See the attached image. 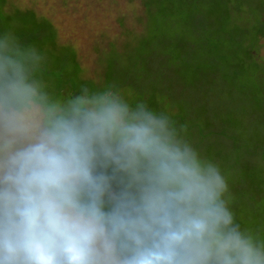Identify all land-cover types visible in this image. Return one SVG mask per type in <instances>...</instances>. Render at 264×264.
<instances>
[{
  "label": "clouds",
  "instance_id": "9594fccd",
  "mask_svg": "<svg viewBox=\"0 0 264 264\" xmlns=\"http://www.w3.org/2000/svg\"><path fill=\"white\" fill-rule=\"evenodd\" d=\"M0 38V264H264L220 167L114 86L50 103Z\"/></svg>",
  "mask_w": 264,
  "mask_h": 264
},
{
  "label": "rangeland",
  "instance_id": "374dc122",
  "mask_svg": "<svg viewBox=\"0 0 264 264\" xmlns=\"http://www.w3.org/2000/svg\"><path fill=\"white\" fill-rule=\"evenodd\" d=\"M208 2L214 18L221 20H199L198 26L204 21L215 24L218 32L211 41L222 59L218 69L243 68L233 70L236 80L221 82L216 71L214 85L208 82L202 47L192 52L194 64L189 59L197 38L187 41L189 36L176 31L175 41L166 40L175 31L170 22L161 36L153 30L155 39L144 45L141 0H0V38L9 33L18 48L31 38L54 34L57 44L77 57L87 88L114 86L129 103L143 102L169 114L180 135L220 167L229 188L226 199L241 231L264 243V0ZM29 10L37 15L33 19L45 22L29 25ZM161 38L165 40L158 50L153 42ZM175 54L188 55L177 66ZM50 63L49 68L56 66Z\"/></svg>",
  "mask_w": 264,
  "mask_h": 264
},
{
  "label": "trees",
  "instance_id": "16d2710c",
  "mask_svg": "<svg viewBox=\"0 0 264 264\" xmlns=\"http://www.w3.org/2000/svg\"><path fill=\"white\" fill-rule=\"evenodd\" d=\"M141 1L145 8L144 14H146L143 21L145 31L140 37V40L144 41V45L149 42L150 39H155V36L152 34L153 30L161 36L164 34V25L170 22L175 31L168 33L167 35L169 36H167L166 40L170 39L175 41L177 39L176 31L185 37L189 36L187 41H191V38H197L195 45L189 51V59L193 62L195 59V55L192 53L193 50L197 47H202L201 59L206 60L204 64H206L205 66L207 68L203 70L205 71V76L206 73L208 74V82L214 85V80H216L214 77L217 75V73L215 74L216 71L220 76H222V78L219 79L221 82H225V80L228 79L231 80L232 78L236 80L237 77L234 76L237 75V71H234V76H232L233 70H242L243 68L233 70L226 69L224 71L222 68L218 69V64H220L222 59L215 43L211 41V37L218 32L215 24H210V22L204 21L201 26H198L199 20H221V17L218 19L214 18L215 13L210 9L209 0ZM218 11L221 12L220 7L218 8ZM222 12L224 14H228L229 17H233L232 15H234V12L232 14L228 11L225 12L224 7L222 8ZM35 16L37 15L33 10H29V12L27 11L28 19L32 17L31 20L29 19V25L36 23L42 24V22H45L46 20L45 18L44 20L36 21L33 19ZM178 25H180L179 29H177ZM263 25L264 23L261 27H263ZM52 35L53 36L50 39H44L43 35H41L42 38L38 41L31 38L27 40L28 43L23 42L24 44L19 45L18 48L21 51L27 52L32 47H35L36 56L40 57V59L30 58L28 61L29 78L38 87H40L44 94L47 95L50 103H55L59 99L60 102H64L76 95H81L82 93L80 89L87 86L84 85V82L87 80L82 76L81 66L75 54H72L69 51L71 55H68L67 50H63L64 45L57 44L54 34ZM164 40L165 38L163 40L161 38L157 40L159 43L157 41L153 42L155 44L153 47L159 50L161 48L160 45ZM150 42L152 43V41ZM223 44L225 43H221V45ZM72 52L75 53V51ZM187 55L182 57L180 54H175V56H172L176 60V65L179 66L180 61L185 59ZM51 61L56 64L53 68H49V66L52 65L50 63ZM69 64L73 67V69H70ZM187 64L189 63L187 62ZM254 73H256V70L252 71V74ZM78 83L81 86H78ZM76 87L79 88V90L76 91ZM180 92H182V90ZM226 93L227 92H224V95H226ZM236 98L241 99L240 96ZM254 112H256V110H254ZM207 125H209L210 128L212 127V124ZM184 130H189V127ZM188 141L192 143L191 140ZM223 142L227 141L223 140Z\"/></svg>",
  "mask_w": 264,
  "mask_h": 264
}]
</instances>
